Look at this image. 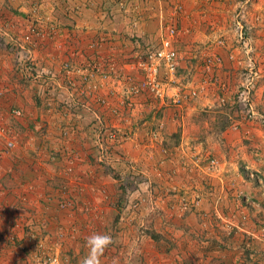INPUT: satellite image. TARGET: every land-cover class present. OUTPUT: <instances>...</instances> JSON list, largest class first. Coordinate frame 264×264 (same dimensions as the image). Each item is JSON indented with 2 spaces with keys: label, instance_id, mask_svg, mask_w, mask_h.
I'll return each mask as SVG.
<instances>
[{
  "label": "rangeland",
  "instance_id": "obj_1",
  "mask_svg": "<svg viewBox=\"0 0 264 264\" xmlns=\"http://www.w3.org/2000/svg\"><path fill=\"white\" fill-rule=\"evenodd\" d=\"M0 130V264H264V0H0Z\"/></svg>",
  "mask_w": 264,
  "mask_h": 264
},
{
  "label": "built area",
  "instance_id": "obj_2",
  "mask_svg": "<svg viewBox=\"0 0 264 264\" xmlns=\"http://www.w3.org/2000/svg\"><path fill=\"white\" fill-rule=\"evenodd\" d=\"M161 39L159 42V45L157 48L152 51L150 54L147 55V60L140 64L141 70L143 72V79L141 80L140 88L136 89L137 92L143 88V90H146L149 94L153 95L155 98L162 99L165 95V89L164 85L162 84V81L160 80V70L162 68H165L169 72H173L177 65L178 60V54L175 46V30L172 27H162L161 26ZM128 80H131L132 77H127ZM76 85V84H75ZM72 86L74 87V83H72ZM96 87V86H94ZM68 95L70 97L75 94L74 98V105L78 106L83 109L89 110V104L87 103V97L89 95L87 89L85 88H70L67 89ZM92 118L94 121L100 120V118L95 115L92 112ZM100 129H98V133H100ZM4 131L0 130V138L6 140L5 145L7 147L13 146V142L11 140H7L6 135L3 134ZM106 136V135H104ZM102 137V139L104 138ZM95 141H98L99 145V158H105L107 157L109 153V148L107 145L104 147L101 145L100 140L95 139ZM250 178L254 179V175L250 174Z\"/></svg>",
  "mask_w": 264,
  "mask_h": 264
},
{
  "label": "clouds",
  "instance_id": "obj_3",
  "mask_svg": "<svg viewBox=\"0 0 264 264\" xmlns=\"http://www.w3.org/2000/svg\"><path fill=\"white\" fill-rule=\"evenodd\" d=\"M113 243L109 234L92 233L86 239L88 253L80 261V264H101V258L106 249Z\"/></svg>",
  "mask_w": 264,
  "mask_h": 264
},
{
  "label": "crops",
  "instance_id": "obj_4",
  "mask_svg": "<svg viewBox=\"0 0 264 264\" xmlns=\"http://www.w3.org/2000/svg\"><path fill=\"white\" fill-rule=\"evenodd\" d=\"M71 31H72V30H71ZM71 36L74 37V38L76 37L75 34H72ZM182 137H183V140H184V138H185L184 133L182 134Z\"/></svg>",
  "mask_w": 264,
  "mask_h": 264
}]
</instances>
